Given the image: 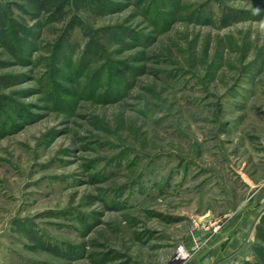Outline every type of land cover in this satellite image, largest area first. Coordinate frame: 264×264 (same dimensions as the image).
I'll return each mask as SVG.
<instances>
[{
  "label": "rangeland",
  "instance_id": "374dc122",
  "mask_svg": "<svg viewBox=\"0 0 264 264\" xmlns=\"http://www.w3.org/2000/svg\"><path fill=\"white\" fill-rule=\"evenodd\" d=\"M263 211L264 0H0V264H264Z\"/></svg>",
  "mask_w": 264,
  "mask_h": 264
},
{
  "label": "built area",
  "instance_id": "2783aa9c",
  "mask_svg": "<svg viewBox=\"0 0 264 264\" xmlns=\"http://www.w3.org/2000/svg\"><path fill=\"white\" fill-rule=\"evenodd\" d=\"M215 222L214 224H210V226H213L215 230H217L220 227V224ZM209 228V227H208ZM190 256V252L185 248L184 245H180L177 249V258L176 259H184Z\"/></svg>",
  "mask_w": 264,
  "mask_h": 264
},
{
  "label": "trees",
  "instance_id": "16d2710c",
  "mask_svg": "<svg viewBox=\"0 0 264 264\" xmlns=\"http://www.w3.org/2000/svg\"><path fill=\"white\" fill-rule=\"evenodd\" d=\"M262 221H264V213L261 215Z\"/></svg>",
  "mask_w": 264,
  "mask_h": 264
},
{
  "label": "crops",
  "instance_id": "0c3cea01",
  "mask_svg": "<svg viewBox=\"0 0 264 264\" xmlns=\"http://www.w3.org/2000/svg\"><path fill=\"white\" fill-rule=\"evenodd\" d=\"M263 212H264V211H263ZM263 212H262V214H263ZM262 214H261V215H262ZM261 215H260V216H261ZM260 216H259V217H260Z\"/></svg>",
  "mask_w": 264,
  "mask_h": 264
},
{
  "label": "water",
  "instance_id": "95a60500",
  "mask_svg": "<svg viewBox=\"0 0 264 264\" xmlns=\"http://www.w3.org/2000/svg\"><path fill=\"white\" fill-rule=\"evenodd\" d=\"M264 213V212H263Z\"/></svg>",
  "mask_w": 264,
  "mask_h": 264
}]
</instances>
